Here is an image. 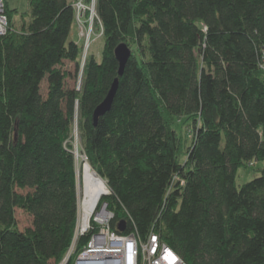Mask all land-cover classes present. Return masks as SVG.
Masks as SVG:
<instances>
[{
    "label": "trees",
    "instance_id": "16d2710c",
    "mask_svg": "<svg viewBox=\"0 0 264 264\" xmlns=\"http://www.w3.org/2000/svg\"><path fill=\"white\" fill-rule=\"evenodd\" d=\"M73 1L29 0L18 25L19 8L5 0L0 264L66 255L78 216L75 124L79 149L110 190L100 202L113 230L157 233L187 264H264V163L236 183L240 166L264 162V0H96L104 45L83 66ZM122 42L131 54L119 75ZM66 60L82 66L79 86L68 84ZM115 77L112 104L95 122ZM183 117L189 143L176 128ZM17 208L32 225L19 226Z\"/></svg>",
    "mask_w": 264,
    "mask_h": 264
},
{
    "label": "built area",
    "instance_id": "2783aa9c",
    "mask_svg": "<svg viewBox=\"0 0 264 264\" xmlns=\"http://www.w3.org/2000/svg\"><path fill=\"white\" fill-rule=\"evenodd\" d=\"M95 1L74 0L76 16L87 11L95 13ZM8 27L5 0H0V34ZM260 66L264 70V46L261 50ZM110 190H108L109 192ZM114 216L106 201L97 200L90 214L80 213L75 233L63 262L66 264L74 252L79 236L93 228L87 243L78 252L74 264H187L184 259L160 235L151 232L144 239L134 232H118L111 228L110 220ZM97 225V226H96Z\"/></svg>",
    "mask_w": 264,
    "mask_h": 264
},
{
    "label": "rangeland",
    "instance_id": "374dc122",
    "mask_svg": "<svg viewBox=\"0 0 264 264\" xmlns=\"http://www.w3.org/2000/svg\"><path fill=\"white\" fill-rule=\"evenodd\" d=\"M28 1L29 0H9L10 6H12V7L17 6L19 8V12H16L14 14L16 21L18 22L17 23L18 25H19V21H20L21 12L28 9V3H29ZM73 5H74V1H73ZM74 7H75V5H74ZM75 13H76V9H75ZM76 18H77L78 23H77V27L75 28V34H79L83 39V54H82V66H83V63L85 61L84 59H85L87 53L93 54L98 60L101 59L102 48L104 45V39L102 36V29L95 30V13H93V15L90 14L89 18H86V13L84 15H81V13H80L79 18L77 16H76ZM82 66H80V69L77 70L72 61H68V60L65 61L64 67L68 70H71V74H69L68 78H67V82L69 85L79 86L80 81H81V72H82L81 68H82ZM176 128H177L178 132L181 134V136H183L185 139L187 138L186 141H188V143H189L191 136H192V128L189 124V120L187 122L185 117L178 119L176 121ZM72 137H73V141L75 144V150H76V145L79 146V143H80L76 124H75L74 130L72 132ZM183 157L185 158V155H183L182 158ZM263 163L264 162H262V161H260V162L250 161V162H247V164L240 166L237 170V173H236L237 186H240L244 182L249 181V180L253 179L256 175H258L259 174L258 167H261L263 165ZM77 190H78V216H77V219H79L80 213L83 211L82 201H83V197H84V191H83L82 182L78 176V172H77ZM107 191H108V189H107ZM109 192H107V193H109ZM101 196H100V198H101ZM16 216H17L18 224L21 228H25L27 226L32 225V216L28 212H26L24 209L17 208L16 209ZM67 253H68V251H67ZM67 253H66V255H67ZM71 254H70V256H71ZM65 256H64V258H65ZM64 258H63V260H64ZM63 260L61 262H63ZM68 260H69V258L67 259V262H68ZM61 262H59V263H61ZM67 262H66V264H67ZM74 263H75V260H74L73 264Z\"/></svg>",
    "mask_w": 264,
    "mask_h": 264
},
{
    "label": "bare ground",
    "instance_id": "6f19581e",
    "mask_svg": "<svg viewBox=\"0 0 264 264\" xmlns=\"http://www.w3.org/2000/svg\"><path fill=\"white\" fill-rule=\"evenodd\" d=\"M75 155L77 172L84 191L82 209L85 217H87L100 196L107 192V185L105 180L96 173L91 164L85 159L77 145Z\"/></svg>",
    "mask_w": 264,
    "mask_h": 264
},
{
    "label": "water",
    "instance_id": "95a60500",
    "mask_svg": "<svg viewBox=\"0 0 264 264\" xmlns=\"http://www.w3.org/2000/svg\"><path fill=\"white\" fill-rule=\"evenodd\" d=\"M130 54H131V49L124 42L118 44L117 47L115 48V55L119 61V68H118V74L119 75H121L124 72V68H125V65L129 59V57H130ZM117 87H118V77H115V79L112 82V85L109 88L105 98L95 107V109L93 111V118H94L95 122L98 120V117L100 115L104 114L110 108L112 101L114 99V95L116 93ZM107 189L109 190L108 186H107ZM106 193H104V194H106ZM124 228H125V221L123 220L119 224V229L124 230Z\"/></svg>",
    "mask_w": 264,
    "mask_h": 264
}]
</instances>
